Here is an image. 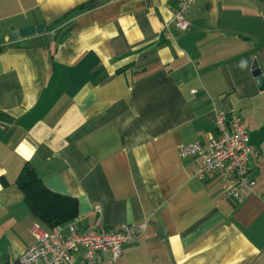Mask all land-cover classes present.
I'll use <instances>...</instances> for the list:
<instances>
[{"label":"crops","instance_id":"1","mask_svg":"<svg viewBox=\"0 0 264 264\" xmlns=\"http://www.w3.org/2000/svg\"><path fill=\"white\" fill-rule=\"evenodd\" d=\"M0 0V264H18L38 219L27 168L76 198L85 232L143 226L113 261L70 264H264V0ZM34 27L29 36L12 34ZM237 112L256 151V189L224 194L178 147L218 134ZM67 232L66 229H64Z\"/></svg>","mask_w":264,"mask_h":264},{"label":"built area","instance_id":"2","mask_svg":"<svg viewBox=\"0 0 264 264\" xmlns=\"http://www.w3.org/2000/svg\"><path fill=\"white\" fill-rule=\"evenodd\" d=\"M175 1V24L180 31H186L189 29L187 16L195 0ZM216 127L217 135L209 134L203 141L181 144L178 152L181 156L201 157V164L195 171L196 178L203 180L207 175L215 174L226 196L246 197L256 189V181L249 173L250 158L257 153L249 142V126L237 112L221 110L217 114ZM142 227L124 224L115 231L91 229L81 232L70 222L50 230L36 222L30 229L35 242L22 252L18 264H70L77 250L81 251L85 263L96 260L100 254H108L115 261L122 256L123 246L136 240Z\"/></svg>","mask_w":264,"mask_h":264},{"label":"trees","instance_id":"3","mask_svg":"<svg viewBox=\"0 0 264 264\" xmlns=\"http://www.w3.org/2000/svg\"><path fill=\"white\" fill-rule=\"evenodd\" d=\"M19 181L29 208L51 228L78 216V200L50 190L32 169L27 168Z\"/></svg>","mask_w":264,"mask_h":264},{"label":"water","instance_id":"4","mask_svg":"<svg viewBox=\"0 0 264 264\" xmlns=\"http://www.w3.org/2000/svg\"><path fill=\"white\" fill-rule=\"evenodd\" d=\"M36 32V29L34 27H29V28H24V29H21L17 32H14L12 34V37L13 38H18L19 36H29V35H32ZM253 74L255 75L256 77V82L259 86L260 89H264V76L261 72V69L258 67L257 63H255L254 65V71H253Z\"/></svg>","mask_w":264,"mask_h":264}]
</instances>
